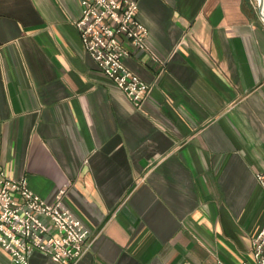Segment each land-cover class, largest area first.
I'll return each instance as SVG.
<instances>
[{"label":"crops","instance_id":"1","mask_svg":"<svg viewBox=\"0 0 264 264\" xmlns=\"http://www.w3.org/2000/svg\"><path fill=\"white\" fill-rule=\"evenodd\" d=\"M152 88L99 68L79 0H0V166L88 229L70 264H242L264 226V22L257 0H137ZM0 264H16L0 245ZM29 264H59L35 250Z\"/></svg>","mask_w":264,"mask_h":264},{"label":"built area","instance_id":"2","mask_svg":"<svg viewBox=\"0 0 264 264\" xmlns=\"http://www.w3.org/2000/svg\"><path fill=\"white\" fill-rule=\"evenodd\" d=\"M80 16L75 21L82 43L100 70L140 107L151 84L126 65L130 55L122 38L137 51L147 49L149 31L137 17V0H79ZM2 44L0 43V62ZM264 188V174H257ZM66 188L48 202L29 185L27 176L10 177L0 166V245L16 264H29L35 250L59 264L77 260L88 243V229L65 204ZM253 261L264 264V226L252 240ZM219 264H225L219 262Z\"/></svg>","mask_w":264,"mask_h":264},{"label":"water","instance_id":"3","mask_svg":"<svg viewBox=\"0 0 264 264\" xmlns=\"http://www.w3.org/2000/svg\"><path fill=\"white\" fill-rule=\"evenodd\" d=\"M260 17L264 22V0H257Z\"/></svg>","mask_w":264,"mask_h":264}]
</instances>
